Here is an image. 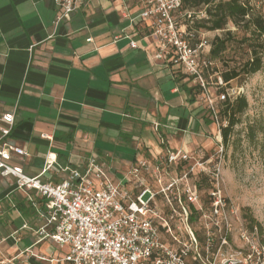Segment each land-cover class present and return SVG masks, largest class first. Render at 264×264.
<instances>
[{
  "label": "crops",
  "instance_id": "obj_1",
  "mask_svg": "<svg viewBox=\"0 0 264 264\" xmlns=\"http://www.w3.org/2000/svg\"><path fill=\"white\" fill-rule=\"evenodd\" d=\"M143 8L141 0H82L56 23L53 0H0V125L14 112L5 140L27 152L9 163L59 183L96 159L119 183L139 160L191 148L212 121L194 81L181 78L170 54L156 57L151 21H132ZM49 152L57 165L45 172ZM33 202L43 198L0 177V261L51 264L64 255L51 239L38 241L44 220Z\"/></svg>",
  "mask_w": 264,
  "mask_h": 264
},
{
  "label": "built area",
  "instance_id": "obj_2",
  "mask_svg": "<svg viewBox=\"0 0 264 264\" xmlns=\"http://www.w3.org/2000/svg\"><path fill=\"white\" fill-rule=\"evenodd\" d=\"M53 1L60 6L56 16L59 23L70 18L82 0ZM141 1L144 8L132 21H151L150 36L158 43L156 57L170 54L172 63L200 87L213 119L226 126L218 117L215 100L234 98L244 91L237 86L215 94L212 85L221 88L226 83L220 76L215 79V74L207 77L204 73L212 65L208 57L210 40L204 30L193 24L195 18H207L206 9L184 11V0ZM130 45L139 46L135 39L130 40ZM3 120L6 124L0 125V177L14 179L17 188L35 191L43 198L40 205L33 202L44 220L36 231L38 241L49 238L64 249V255L51 259V264H191L192 254L196 261L206 264L196 231L190 228L191 240L183 243L171 223V219L180 215L189 225L192 206L197 210L201 202L198 184L188 180L191 171L181 176L186 180L181 187L177 168L173 169V165L189 158L187 152L167 149L154 160H139L119 183L111 179L96 159H91L86 169H69L68 178L54 183L9 163L13 154L26 156L27 152L5 140L15 122L14 112L5 113ZM159 126L155 124L157 131ZM160 140L165 143L162 136ZM55 165L57 155L49 152L44 171ZM93 172L98 174L97 180L91 177ZM149 176L153 177L154 185ZM210 199L215 214H222L227 200L219 184L210 191ZM171 239L181 244L175 246ZM211 239L207 237L208 241ZM246 259L250 264H264V248L252 247ZM17 260L18 257L4 259L0 264H19Z\"/></svg>",
  "mask_w": 264,
  "mask_h": 264
},
{
  "label": "rangeland",
  "instance_id": "obj_3",
  "mask_svg": "<svg viewBox=\"0 0 264 264\" xmlns=\"http://www.w3.org/2000/svg\"><path fill=\"white\" fill-rule=\"evenodd\" d=\"M250 2L264 14V0ZM228 26L233 31L237 30L232 23ZM205 32L209 40L217 34H224L223 30ZM242 56L239 49L236 52L233 49L228 51L226 61L215 62L217 74L228 65H237ZM231 84L234 87H243L248 107L239 116L240 121L235 125L228 140L223 139V124L220 126L212 120L206 98L200 92L197 96L204 106L205 119L211 118L212 122L199 129L191 148L185 151L189 158L173 165V169L177 168L176 175L181 187L186 184V180L181 179L186 171H191L188 176L191 183H197L198 186L201 183V202L197 204L194 213L196 219L188 225L182 216L178 215L171 219V223L183 243H189L191 240L188 234L190 228L199 232L202 237V241L197 238L199 250L202 251L206 264H250L246 255L252 251V247L264 248V65L258 72L242 75L232 80ZM212 87L215 94L221 92L216 86ZM215 105L221 120L220 101L216 99ZM221 122L227 124V120ZM149 178L154 185L153 177ZM218 184L227 200L222 214H215L210 199V191ZM246 213L261 223L263 233H260L257 227L251 230ZM209 236L212 237L210 241L207 240ZM171 240L175 246L181 244L175 239ZM189 262L205 264L196 261L193 254L190 255Z\"/></svg>",
  "mask_w": 264,
  "mask_h": 264
},
{
  "label": "trees",
  "instance_id": "obj_4",
  "mask_svg": "<svg viewBox=\"0 0 264 264\" xmlns=\"http://www.w3.org/2000/svg\"><path fill=\"white\" fill-rule=\"evenodd\" d=\"M206 9L207 18H195L194 27L205 31L223 30V35H215L210 40L208 57L212 65L204 69L205 75L215 74V79L220 76L226 83L221 88L225 91L227 88L234 87L231 81L242 76L256 73L264 65V14L260 13L250 0H184L182 9L184 11L199 12ZM232 23L237 27L236 31L229 28ZM236 52L237 49L243 55L235 66H230L221 71L219 75L215 66L216 60L226 61V54L230 50ZM228 62V61H227ZM183 72V71H182ZM184 77L193 78L186 73ZM192 92L197 95L201 92L198 85L191 88ZM219 114L221 120H227V125L222 127V136L225 141L235 125L240 121V115L248 107V100L244 93L220 101ZM211 113V111H210ZM212 114V113H211ZM211 119V118H210ZM209 121L211 122V120ZM214 121V119L212 118ZM201 187V183H199ZM195 208L192 206V215L190 221L193 222L197 216H194ZM247 221L251 230L256 227L260 233H263V227L260 222L256 221L252 215L246 213ZM198 239L202 237L196 231Z\"/></svg>",
  "mask_w": 264,
  "mask_h": 264
}]
</instances>
